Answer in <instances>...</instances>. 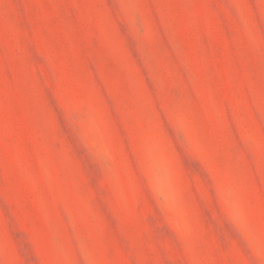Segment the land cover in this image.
<instances>
[{"label":"rangeland","instance_id":"374dc122","mask_svg":"<svg viewBox=\"0 0 264 264\" xmlns=\"http://www.w3.org/2000/svg\"><path fill=\"white\" fill-rule=\"evenodd\" d=\"M0 264H264V0H0Z\"/></svg>","mask_w":264,"mask_h":264}]
</instances>
